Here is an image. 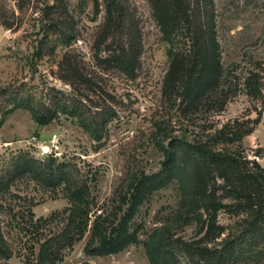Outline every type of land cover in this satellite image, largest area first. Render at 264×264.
Wrapping results in <instances>:
<instances>
[{"label": "rangeland", "instance_id": "374dc122", "mask_svg": "<svg viewBox=\"0 0 264 264\" xmlns=\"http://www.w3.org/2000/svg\"><path fill=\"white\" fill-rule=\"evenodd\" d=\"M119 1L129 19L127 25L122 22L126 28L118 27L113 33L120 38L132 31L137 37L140 52L134 77L93 57L96 47L104 49L98 35L106 18L105 0H59L63 9L54 12L61 26L77 31L67 47L84 55L87 73L112 95L106 103L113 105L114 115L103 143L70 117L60 115L37 127L28 110L16 108L0 126V169L11 154L21 150L38 158L53 153L72 159L82 167V177L94 178L90 183L96 212H108L117 204L116 189L126 176L161 169L163 146L171 142L184 151L187 165H194L196 182L181 187L174 178L154 190L131 221L137 239L118 252L85 254L86 231L64 249L63 264L83 260L150 264L145 243L154 230L165 233L176 264H192L186 249L194 251L196 264H264V0H214L220 60L215 83L214 65L202 74L199 64L192 74H179L186 68L179 65L167 83L170 45L149 0ZM52 2L0 0V85L30 76L24 57L37 34L41 29H58L51 25L53 10L45 7ZM64 46L57 42L56 50ZM53 59L41 58L39 69L49 83L66 87L51 74ZM247 78L255 80L259 91L249 88ZM210 79L213 83L207 84ZM196 142L231 153L237 162L213 158L197 163L198 157L187 145ZM11 192L0 197L1 228L10 249L9 256L0 255V264H35L41 239L64 223L68 200L62 187L53 191L28 176L16 180ZM29 203L33 218L54 214L48 226L30 223Z\"/></svg>", "mask_w": 264, "mask_h": 264}, {"label": "trees", "instance_id": "16d2710c", "mask_svg": "<svg viewBox=\"0 0 264 264\" xmlns=\"http://www.w3.org/2000/svg\"><path fill=\"white\" fill-rule=\"evenodd\" d=\"M105 1L106 18L98 35L102 37L101 44L104 49L96 47L93 50V57L97 62L115 66L127 76L134 77L140 52L139 42L135 41L137 37L132 31L131 34L125 31L122 34L124 37L120 38H116L113 33L118 27L123 29L124 24L127 25L129 13L119 0ZM149 3L159 28L170 45L167 83L180 67L186 65L185 70L179 74L184 72L192 74V69L197 64L200 65L202 74H208L210 65H214L215 83L219 75L220 60L215 32L214 0H149ZM45 7L49 11L53 10L51 25H58V29H41L37 34L31 51L24 57L30 73L28 78L23 76L0 85V126L4 116L16 108L28 110L37 127L65 115L74 119L92 139L102 144L107 136V124L112 114L114 115L113 105L106 103V100L112 101V95L104 91L98 81L87 73L84 55L74 48L67 47L77 38V31L72 27L67 29L65 25L61 26L59 16L54 14L63 9V3L53 0ZM114 18H118L119 22L113 23ZM57 42L65 45L60 51L56 50ZM176 43L185 44V47ZM101 50L104 55L101 54ZM44 56L54 58L51 74L61 79L66 87H57L49 83L46 73L39 69L38 61ZM213 81L210 79L207 84ZM245 82L253 91H259L256 89L254 79L247 78ZM38 133L37 129L35 135ZM187 145L198 157L197 163L204 164L213 158L225 159L229 163L237 162V158L231 153L213 150L206 143L196 142ZM184 156V151L178 150L171 142L163 146L161 169L151 173L140 171L127 175L116 189L117 204L111 211L105 212L101 209L96 212L97 201L91 192L93 185L90 183L94 178H86L87 175H83L85 178L82 177V167L74 160L62 159L53 153L38 158L27 150H21L11 154L3 169H0V197L4 198L13 193L11 186L23 176H28L39 185L49 187L53 191L59 186L64 190L68 200L65 221L60 228L41 239L35 264H63L64 249L71 247L86 231L89 236L83 248L85 254L104 255L118 252L137 239L136 232L130 228L131 221L139 206L154 190L165 186L174 178L179 180L181 187L196 182V169L194 165L193 167L187 165ZM30 205L31 203L28 205L30 223L40 225L41 228L48 226L54 214L49 217L33 218ZM3 209L4 206L0 203V214ZM145 247L150 264H176L174 253L165 233L161 230H154L148 236ZM186 250L192 264H196L194 251ZM0 255H10L1 221ZM77 264L90 263L83 260Z\"/></svg>", "mask_w": 264, "mask_h": 264}]
</instances>
